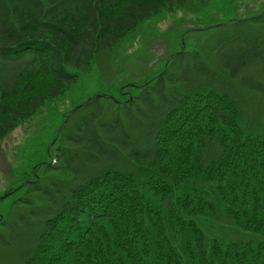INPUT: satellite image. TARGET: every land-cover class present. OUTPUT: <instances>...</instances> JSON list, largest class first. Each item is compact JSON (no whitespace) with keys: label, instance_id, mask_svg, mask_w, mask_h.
<instances>
[{"label":"trees","instance_id":"1","mask_svg":"<svg viewBox=\"0 0 264 264\" xmlns=\"http://www.w3.org/2000/svg\"><path fill=\"white\" fill-rule=\"evenodd\" d=\"M208 1L0 0V141L140 26ZM246 21L214 59L183 51L71 115L44 184L2 215L0 248L16 264H264V109L245 98L264 85L242 74L264 44Z\"/></svg>","mask_w":264,"mask_h":264},{"label":"rangeland","instance_id":"2","mask_svg":"<svg viewBox=\"0 0 264 264\" xmlns=\"http://www.w3.org/2000/svg\"><path fill=\"white\" fill-rule=\"evenodd\" d=\"M263 13L264 0H209L203 6L192 2L186 8L150 20L111 52L97 56L90 66L77 74L76 83L62 96L47 101L32 117L18 123L0 141V198L8 195L0 199V219L4 215L10 221L14 220L20 209L12 200L27 194L26 186L35 184V176L38 177L36 183L44 179L41 181L44 184L50 175L41 165L46 167L50 163L49 158L62 142L56 139L72 110L89 98H115L123 88H128L127 85H140L158 74L170 59L175 60V53L181 47L182 51H196L208 60L214 59V54H208V51L218 39L234 33L236 27L230 21L247 20V26L252 24L250 28L264 44V25L253 21ZM242 74L245 79L264 85L263 63H253ZM245 98L251 108L264 109V99L258 100L247 93ZM109 101L104 98L91 100L87 107L76 111L75 117L96 106L108 107ZM68 121L69 118L65 126H68ZM29 196L35 201V196ZM227 236L229 239L239 238L233 233ZM15 256V248H0V264H16Z\"/></svg>","mask_w":264,"mask_h":264},{"label":"water","instance_id":"3","mask_svg":"<svg viewBox=\"0 0 264 264\" xmlns=\"http://www.w3.org/2000/svg\"><path fill=\"white\" fill-rule=\"evenodd\" d=\"M181 50H182V49H181ZM129 86H131V85H129ZM100 98H101V96H95V97H93V98H91V99H96V100H98V99H100ZM107 98L110 99V100H113V98H110V97H107ZM91 99H88L86 102H88V101L91 100ZM78 108H79V107L75 108V109L71 112V114H72L73 112H75ZM35 181H38V179L36 178ZM4 197H7V195H4V196L1 197L0 199H2V198H4Z\"/></svg>","mask_w":264,"mask_h":264}]
</instances>
